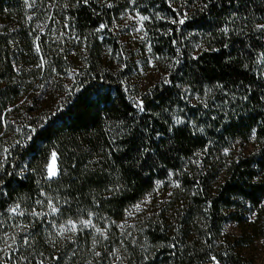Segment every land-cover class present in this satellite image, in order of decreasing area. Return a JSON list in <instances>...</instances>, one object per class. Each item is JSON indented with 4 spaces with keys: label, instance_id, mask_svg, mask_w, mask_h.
<instances>
[{
    "label": "trees",
    "instance_id": "obj_1",
    "mask_svg": "<svg viewBox=\"0 0 264 264\" xmlns=\"http://www.w3.org/2000/svg\"><path fill=\"white\" fill-rule=\"evenodd\" d=\"M61 2L65 15L89 41L94 68L78 80L53 114L30 121L5 152L0 168V227L10 224V219L25 221L32 226L33 246L40 256L48 255L56 264H74L66 261V254L58 259L51 224L118 221L169 172H179L183 184L192 188L191 179L182 174L186 161L210 147L209 140L224 145L253 135L264 142V79L258 64L259 53H264V0H197L199 7L185 17L162 0L161 9L171 11L176 20L172 39L179 51L168 81L143 95L130 91L119 76L96 71L102 50L95 31L101 25L109 28L119 14L118 2ZM24 16V0H0V116L19 94L11 28ZM185 31L202 34L206 49L196 56L187 51ZM166 40L163 44L168 45ZM49 42L47 56L52 55L56 65L65 62L62 42L56 38ZM207 88L218 93L221 102L234 106L228 119L217 125L220 131L206 137L187 123H174L173 115L182 108L195 110L184 101L186 89L203 94ZM52 153L57 175L49 179ZM212 166L203 194L187 198L180 222L184 233L176 238L167 229L147 231L148 241L164 251L154 255L152 264H250L235 255L230 242L221 251H214L212 245L224 223L245 226L235 209L264 203V146L258 153ZM222 171L223 179L213 187ZM195 217L203 219L204 229ZM260 217L259 212L254 231L264 237ZM213 254L215 261H209ZM130 258L138 259L137 252H130Z\"/></svg>",
    "mask_w": 264,
    "mask_h": 264
},
{
    "label": "rangeland",
    "instance_id": "obj_2",
    "mask_svg": "<svg viewBox=\"0 0 264 264\" xmlns=\"http://www.w3.org/2000/svg\"><path fill=\"white\" fill-rule=\"evenodd\" d=\"M61 1L24 0V20L21 24L12 25V64L19 94L0 116V168L6 158L5 152L20 139L24 127L30 121L53 114L64 98L73 92L78 80L94 68L89 41L82 38L65 15ZM116 1L118 16L108 29L101 25L95 31L102 50L96 71L119 76L130 91L143 95L153 87L166 83L176 65L179 48L172 39V25L176 20L171 11L161 9L162 0ZM166 3L181 17L190 15L199 7L197 0H166ZM53 38L60 40L65 49V62L59 65L51 59L52 55L47 56L49 41ZM161 38L167 39L168 45L163 44ZM183 45L193 56L206 49L202 34L196 31L184 32ZM258 64L264 79L262 52L258 55ZM217 95L208 88L203 94L186 89L184 101L188 108L195 110H177L173 122L187 123L206 137L210 132L218 133L217 125L228 119V112L234 104L221 102ZM209 141L210 147L186 161L182 174L191 179L192 188L183 184L179 172H169L164 179L157 180L153 189L130 206L118 221L100 224L91 219L69 220L76 224V231L72 232L63 230L70 227L69 221L51 224L46 220L44 223L51 224L49 227L58 259L66 254V261L74 264H152L154 255H163L164 251L148 241L147 231L167 229L176 238L180 236L185 229L180 222L188 207L187 198L203 194L204 179L208 180L212 165L227 164L233 159L258 153L264 146V142H257L253 135L246 139L227 140L224 145L217 144L215 140ZM51 162L52 155L48 165ZM55 166L57 169L56 160ZM223 177L222 171L212 186ZM235 212L243 216L245 226L237 222L221 225L220 234L213 239V250L221 251L230 242L235 255L242 260L250 264H264V237L254 231L259 223V212L260 220H264V203L248 210L235 209ZM87 220H91V224L86 226L82 222ZM194 221L203 228L205 222L202 218L195 217ZM9 223L0 227V264H56L48 255L40 256L36 252L31 224L14 219H10ZM195 235L198 237V234ZM25 240L28 242L25 243ZM201 245L199 247L203 248ZM68 247L72 249L65 253ZM171 249L176 247L171 246ZM130 252H137L138 259L132 260ZM56 258L57 254L53 259ZM208 259L215 261L216 257L213 254Z\"/></svg>",
    "mask_w": 264,
    "mask_h": 264
},
{
    "label": "snow or ice",
    "instance_id": "obj_3",
    "mask_svg": "<svg viewBox=\"0 0 264 264\" xmlns=\"http://www.w3.org/2000/svg\"><path fill=\"white\" fill-rule=\"evenodd\" d=\"M141 19H145V18L141 17ZM180 23H183V20H181ZM262 27H264V26H262ZM55 160H56V154L53 153L52 154V162L47 166L48 178L49 179H52L53 177H55L57 175V169H56V166H55ZM49 206L51 207V210H52L53 213H55L57 211L55 206H52L51 204ZM16 210L17 209L14 208L12 211L15 212ZM82 223L87 226V225L91 224V220L83 221ZM69 225H70L69 228L63 229V230L72 231V232L76 231V224L74 222L69 221ZM97 231L99 232L100 230L97 229ZM24 242L27 243L28 241L25 240Z\"/></svg>",
    "mask_w": 264,
    "mask_h": 264
}]
</instances>
